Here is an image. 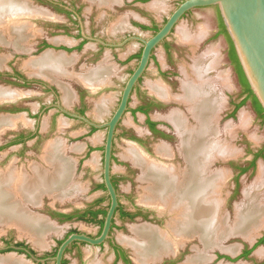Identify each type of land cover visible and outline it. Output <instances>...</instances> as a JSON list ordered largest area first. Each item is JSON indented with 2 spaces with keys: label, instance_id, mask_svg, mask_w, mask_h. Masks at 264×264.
I'll use <instances>...</instances> for the list:
<instances>
[{
  "label": "rangeland",
  "instance_id": "374dc122",
  "mask_svg": "<svg viewBox=\"0 0 264 264\" xmlns=\"http://www.w3.org/2000/svg\"><path fill=\"white\" fill-rule=\"evenodd\" d=\"M28 1L39 10H52V6L43 2V0ZM60 1L72 2L82 6V33L87 37L94 33V39L104 40L109 45H113L114 48L100 50L96 43L88 42L80 50H75V46L80 42L78 40V30L74 29L72 31L75 38L68 37L63 31L45 27L42 23L45 20L43 17L34 18L31 21L37 33L25 44H22V47L7 37L0 41V88L19 92V98L14 99V102L12 100L11 102H0V115L18 118L15 126L8 127L0 132V147L3 148L0 152V171L14 169L21 175L25 173L31 175L33 166H38L44 171H51L53 167L46 162L45 154L49 144L58 141L64 143V156L73 165L71 176H69L65 188L54 191L52 194L44 193L39 204L35 206L28 202L24 203L26 211L45 217V219L48 218V221L55 226L52 231L46 233L42 245L37 244L28 235L22 234L15 227L11 228L0 224V243L4 239L27 242L40 256L53 253L58 246V240H62L72 230L90 235L98 233L99 227L97 224L84 221L59 223L52 220L48 216V212L55 209L66 212L82 211L99 198H106V193L98 190L96 186L103 182V153L107 129L92 130L80 121L69 119L57 109L45 110L41 114L40 120H37L36 117L38 113L42 112L43 108L54 104V97L37 84L38 82H32L34 84L22 87L18 85L17 81L10 79L8 75L19 71L35 80L34 77L38 76L31 74L27 69L29 60H37L48 51L64 53L63 51L51 49L37 53L39 41L48 37L53 45L57 47L65 45L73 50L71 53H64L68 61L70 60L68 64L64 65L66 75L63 78H67V80L63 82L66 84H62L59 80L62 76L56 74L50 76V78H43H46L49 82L51 80L56 81L60 86L64 85L72 92L71 100L66 102L64 92H62L63 86H61L62 93L59 96V104L66 110L74 112L75 107L78 106V103H73L74 98L76 97L75 100L79 102L78 84L85 85L81 82V77L106 68L108 76L104 83H99L94 87L85 85L90 88L85 94L88 103L85 111L92 122L97 124L107 122L117 109L126 81L139 62L136 59L127 60L130 54L140 53L142 49L141 44L136 40H132V37L140 36L148 39L155 34L152 30L143 31L136 26L129 25L131 16L133 15V18L138 21L148 24H151L150 21L153 18L155 25L160 28L182 2L178 0H151L142 3H138L137 0ZM191 12L179 23L168 39L170 41L169 52L167 53L162 46L155 51L156 60L151 61L148 72L144 75L140 84V91L132 94L129 103L131 110L124 116L117 130L112 174L119 185L118 189L122 195V203L126 209L134 211L139 208L149 215L148 221L138 218L125 224L121 223L118 217L116 218L118 227L114 229L112 237L116 244L127 252L133 262L132 264L139 263L135 259L133 248L123 240L135 237L133 228L146 224L164 230L173 216L161 214L158 212V208L147 206L141 202L145 184L141 179L143 173L130 160L125 158L129 146H136V144H133L131 137L138 136L139 139H142V148L136 147L143 153L145 152L149 158L167 166H175V169L185 165L179 153L181 149L180 138L174 137L167 140L169 143H166L160 137L154 138L148 135L147 127L144 125L145 116L134 112L140 104L146 101L150 93L149 84L164 83L165 85L166 83V86L168 85L167 87L172 90L173 95H179L180 84L178 80L181 81L185 78L183 69L191 75V67L199 59L206 60L207 64L213 63L209 78L212 82L211 85L215 86L214 89L219 98L221 97L222 106L217 114V138H214V142L220 143L219 145L222 147L228 146L234 150L233 157L219 158L212 166L213 172L224 171L228 175L223 192L220 194L224 204L223 211L229 215L231 220L229 224H233L236 207L245 200V190L253 189L256 183H261L260 189L263 188L261 191L259 189L260 193L258 192L257 195L259 202L264 207V159H257L255 166L249 169L246 174H241L239 171L241 166L250 167L253 159L252 153L264 146V122L258 117L252 100H249L234 114V117H231L235 109L234 103L241 101L243 87L229 57L230 44L221 32L219 10L216 7H208ZM50 15L53 21L66 22L67 20L66 18L61 21L56 16ZM120 25L123 27L116 29V26L119 27ZM181 30L188 34L190 40H195L198 36H200V40H193V43L181 42L179 34ZM97 51H99V55L95 58L93 54H96ZM115 54H117L116 59L113 58ZM111 57L112 60H108ZM157 64L160 65L161 69L172 74L166 77L161 76ZM188 80L189 78L182 83ZM103 100L106 104L105 111L100 113L97 111L98 104ZM13 103L28 108L30 106V113H33V115L29 116L28 112L8 113L2 110L6 106L13 105ZM182 105L172 101V103L154 108L150 116L154 121L164 124L163 121L169 120V116L175 111L179 110L188 115V107ZM54 119L55 123L53 125ZM37 123L40 131L45 134L42 142L36 144L32 140L26 146L11 145L15 134L24 131H35L37 130ZM190 124L194 125L195 123L192 121ZM161 127L164 126L161 125ZM176 132L178 134L177 130ZM7 144H10V146L6 147ZM163 146H167L172 151L173 156L171 158H165L158 153V149ZM125 195L131 196V198L125 199ZM109 202V199L106 198L101 207L108 208ZM263 237L264 225L249 237L242 234H230L228 237L221 239L218 244L210 246V248L204 247L200 240L195 238L189 240L186 244L180 245L175 253L166 255L151 264H191L190 260L199 254L206 256V260L202 264H264V243L256 246ZM246 248H250L252 253L247 258H240ZM9 256L15 257L16 254L12 253ZM15 258L22 259L25 264H36L23 256ZM67 258L68 264H122L121 262L114 263V252L109 243H106L104 248L80 245V249L72 250ZM228 258H232V262Z\"/></svg>",
  "mask_w": 264,
  "mask_h": 264
},
{
  "label": "bare ground",
  "instance_id": "6f19581e",
  "mask_svg": "<svg viewBox=\"0 0 264 264\" xmlns=\"http://www.w3.org/2000/svg\"><path fill=\"white\" fill-rule=\"evenodd\" d=\"M46 14L49 13L34 7L28 0H0V41L7 37L22 47V44L37 33L31 21ZM179 34L183 43L200 40V36L194 41L190 40L184 30ZM66 64L65 57L48 51L40 59L29 60L27 69L31 74L50 78L54 74L65 75L63 67ZM212 65L213 63L207 64L206 60L201 59L194 62L191 67L192 77L181 84V93L177 96H173L162 83L149 84L151 92L158 97L168 101H174L175 98V101L188 107V115L178 110L169 116V120L181 134L186 168L175 169V166L159 163L135 145L126 150L125 158L143 173L141 179L146 185L143 187L141 202L158 208L161 214L173 216L164 230L145 224L133 228L134 238L123 240L133 248L139 264H151L175 253L180 245L191 239L197 238L204 247L210 248L230 234L249 237L264 225V207L257 195L263 189H260L261 183H256L253 189L245 190V200L236 207L233 224H229V215L223 211L224 204L220 194L228 175L224 171L213 172L212 166L219 158L233 157L234 150L214 142V138H217V114L222 104L221 97L219 98L209 78ZM84 82L93 84L90 78H86ZM62 89L66 101H69V90L64 86ZM18 96L17 91L0 88L2 103L11 102ZM105 105V101L98 104L97 111H105ZM190 118L195 121L193 127L189 126ZM17 119L0 115V132L15 126ZM64 149L63 142L49 144L45 156L48 165L53 167L51 171H44L38 166L32 167L31 175H21L14 169L0 171V224L17 228L39 245H42L46 233L55 226L48 218L26 211L24 203L35 206L44 193L52 194L66 187L73 165L64 157ZM158 150L165 158L173 156L167 146ZM205 260L206 256L199 254L190 263L202 264ZM2 263L25 264L11 258H3Z\"/></svg>",
  "mask_w": 264,
  "mask_h": 264
},
{
  "label": "flooded vegetation",
  "instance_id": "af4514ba",
  "mask_svg": "<svg viewBox=\"0 0 264 264\" xmlns=\"http://www.w3.org/2000/svg\"><path fill=\"white\" fill-rule=\"evenodd\" d=\"M149 1H151V0H137L138 3L149 2ZM178 1H183V0H178ZM43 2H46L47 4L51 5L52 6V10H53V11L52 10H50V11L49 10H45L49 14H46L44 16H40V17H44V19H45L44 22H42L45 27L52 28V29L58 30V31H63V33L67 34L68 37H74V38H75V36H73L72 31L74 29L78 30V32H79L78 40H80V42L75 46L76 47L75 50H80L84 46V44L88 43V42L96 43L100 50H103L105 48H109V49L114 48L113 46L109 45L104 40L103 41L105 43L102 44V43H99V42H97L95 40H90L89 38L84 36V34L82 33V28L83 27L81 26V24L83 22L82 19H81L82 6H78V5H76L75 3H72V2L68 3L66 1H60V0H43ZM191 13L192 12H189L184 18H186ZM50 14L56 16L61 21L63 19H66V18H67V20H66V22L53 21V18H50L51 17ZM45 17H47V18H45ZM153 20L154 19L151 18V21H150L151 24H148V23H145V22L138 21L136 18H133V15H132L130 20H129V25L136 26L140 30H143V31L152 30V31H154L156 33L161 27L159 28L157 25H155V22H153ZM51 21H53V22H51ZM222 24L223 23H222V19H221V29H222L221 32L226 36V38L228 39V42L230 44L229 57H230V60H231L232 64L234 65V67L236 69L237 75H238V77L240 79V82H241V85L243 87V94H242V97H241V101L239 103H234L235 109L233 110V112L231 114V117H234V114L241 107H243L249 100H252V99L249 98V93L246 91V88H245V86H244V84L242 82V79H241V77L239 75L237 67H236V65H235V63L233 61V58H232V55H231L233 43L231 42V39L229 38L228 34L223 31ZM93 30H95V29H93ZM88 37H90V38L93 37L94 38L95 37L94 33H91ZM137 42L140 43L141 46H142L141 52L140 53L136 52L134 54H130L128 56V58H127L128 61H131L133 59H136V60L140 61L144 45H143V43L141 41H137ZM169 42L170 41L167 40L164 44L161 45L166 50L167 53L170 50V43ZM48 49H54L56 51H64V52H68V53H71L73 51V50L69 49L65 45H62L61 47H57V46L53 45V43L51 42L50 39H48V37H45L41 41H39L38 47H37V50H38L37 53H42L43 51L48 50ZM157 49H155L153 51V56L151 58V61L154 60V59L156 60L155 51ZM93 55H94L95 58H97L98 55H99V51H97L96 54H93ZM113 58L116 59L117 58V54H115L113 56ZM108 60H112V57L108 58ZM151 61H150L149 65H148V68H147L146 72L144 73V75L148 72V69L150 67ZM138 64H139V62H138ZM138 64H137V66H138ZM157 66L159 67L160 65L157 64ZM134 70L132 71V73L134 72ZM184 70L185 69H183V73L185 75V78L183 80H181V81L178 80V83L180 84L179 85V92L180 93H181V84H182V82L186 81L187 78H190V76H191L189 73H187L186 70L185 71ZM158 71L161 74V76H163V77H166L167 75L172 74L171 72L164 71L160 67L158 68ZM8 76H9L10 79H14L15 81H17L18 85H20L22 87H28L31 84H34L32 82H38L37 84H39L46 92L50 93L54 97V104H51L50 106H46L45 108H43L42 112L40 114L38 113V116L36 117L37 120H40L41 114L45 110L49 111V110H52V109H57L58 111L62 112L60 107H62L63 109H66L62 105L59 104V96H60V94L63 91L61 89V86L56 81L51 80L49 82L46 78H43V77H40V76L34 77L35 80H32L29 76H27L26 74H24L22 72H19V71L14 72L12 75L9 74ZM143 78H144V76L140 79L138 85L134 88L133 93L136 92V91H140V84H141ZM59 80H60V82L62 84H66L63 81L67 80V78H63L62 77ZM162 84H164V83H162ZM78 85L80 86V87L78 86L79 91L77 92V95L79 96V102H77V100H75L76 97L73 100V103L74 104L78 103V106L75 107L74 112H71V111L70 112L74 113V114H77V115H80V116L87 117L85 109L87 108L88 103L86 101L85 94L87 93V91L90 88H87L84 84H83L84 86H82L81 84H78ZM165 85H166V83H165ZM169 90H170L171 94L173 95L172 90L170 88H169ZM149 92H150L149 93L150 95L148 94V97L146 98V101L144 103L140 104L137 107V109H136V111L134 113L135 114L141 113V114H143L145 116L144 125L147 127L148 135H150V136H152L154 138L155 137H160L161 140L166 142V143H169V141H167V140L173 139L174 137H176L177 139L180 138V140H181V149H180L179 153H180V156L182 157V161L185 164V158H184V155H183V143H182V138H181V134H180L179 130L168 119L163 121L164 124H162V123H158L157 121H154L151 118V116H150V113H151V111L154 108H158V107H160L161 105H164V104L166 105L168 103H172L173 99L170 100V101L164 100L160 96L158 97V95L155 94L154 92L152 93L151 90H149ZM173 96H175V95H173ZM174 101H175V98H174ZM175 102L180 105L179 102H177V101H175ZM252 103H253V100H252ZM181 104H183V103H181ZM253 106H254V104H253ZM29 108H30V106H29ZM29 108L24 106V105H19V104L13 103V105H11L9 107L6 106V108H3L2 110L5 111V112H8V113L28 112V115L31 116V115H33V113H30V109ZM130 110L131 109H129L128 112H130ZM63 114L66 117H68L69 119H72V120H75V121H80L83 124L88 125L87 123H85L84 121H82L80 119L72 118V117L68 116L65 113H63ZM257 114H258V112H257ZM258 117L260 118L259 114H258ZM87 118H89V117H87ZM260 119L263 121L262 118H260ZM189 121L192 122L194 120L192 118H190ZM121 122H120V124H121ZM190 122H189V126L193 127L195 124L192 125V124H190ZM54 123H55V119L53 121V125H54ZM194 123H195V121H194ZM120 124H119V126H120ZM161 125H163L165 128L161 127ZM119 126H118V128H119ZM88 127L92 128V130L98 131V129H96V128L92 127V126L88 125ZM118 128H117V130H118ZM117 130H116V137H117ZM176 130L178 131V134H177ZM44 136H45V134L40 131L39 124L37 123V130L31 131V132L24 131V132L15 134L13 136L14 140H12V144L11 145H16V144L19 145L20 144V145L26 146L28 144V142L32 141V140L35 141L36 144H38L39 142L43 141ZM131 139L133 141V144H136V146L142 148V145H143L142 139H139L138 136H135L134 138L131 137ZM8 146H10V144L6 145V147H8ZM114 146H115V143H114ZM2 149L3 148L0 147V152H1ZM252 155H253V159H252V162L250 164L251 166L250 167L241 166L239 168V171H240L241 174H246L249 171V169L253 168L255 165L252 166V164L253 163L255 164L257 159H260V158L264 159V146L262 148L256 150V151H254L252 153ZM113 161H114V158H113ZM182 168L185 169L186 165L179 166V169L183 170ZM244 170H247V171L244 172ZM113 183H114V186H115V188L117 190V193L119 194V207H118V209L116 211L115 218H114V223H113V227H112V231L110 233L111 238L108 239L106 243H109V246L111 247V249L114 252V257H115L114 263L121 262L122 264H132L133 262L130 260V257L128 256L127 252L120 245L116 244L115 240L112 237L114 229L118 227L117 226L118 224L116 223V218L118 217L120 222L125 224L126 222H133V221L137 220L138 218H141L143 221H148L149 220V215H148V213H145L143 210H141L139 208H137L134 211L124 208V205L122 203V195L119 193V189H118L119 185L116 183V179L114 177H113ZM100 185H104V183L102 182V184H98L96 186V188L98 190L104 191L106 193V195H107L106 188L102 189V188L99 187ZM104 187H105V185H104ZM106 198H108L109 201H110V198L108 197V195L106 196ZM106 198L105 197L99 198L92 205H90L88 208H86L85 210H82V211H80V210H76L75 211L74 210V211H67L66 212V211H59V210L55 209V210H50L48 212V216L52 220H56L59 223H67V222H72V221H84L83 219H80V218L89 209H92L94 211V210H98V209H106L107 208V207L106 208H102L101 207ZM124 198L125 199H130L131 196L128 197L127 195H125ZM101 200H102V202H99ZM109 207H110V202H109V205H108V208H107V212H108ZM104 218L105 217H103L102 215L99 216V219H104ZM84 222H86V221H84ZM86 223H89V222H86ZM93 224H97V226L99 227V231H98V233L96 235H92V234L91 235L88 234V235H90L92 237H97V236H99L101 234L104 224H103V226L99 225L98 223H93ZM76 231L77 230H72V231L68 232L67 235L62 240H58V246L55 249V251L53 253H49V254H46L44 256H40L36 252V250L33 247H31L27 242L15 241V240H12V239H4L0 243V264H3L2 263L3 258H4V260L8 259V258H11L14 261L18 260V261L24 262L22 259H16L15 258V257H20V256H23V257H25L28 260H32L36 264H47V263H50V262L55 264L54 261L48 260V258L54 257L57 254V250H58L59 246L61 245V243L69 235H71L72 233H74ZM77 233H80V232L77 231ZM106 243H104L101 246H97V247L104 248ZM80 245H88V244H85V243H82V242L74 243L67 250V252L65 254V258L63 259L62 264H68L67 255L69 253H71L72 250H74V249H78L79 250L80 249ZM249 250H251V249L250 248H246L244 251H249ZM12 253L16 254V256L15 257L9 256ZM31 254L36 256V257H38V258H40V259H45L46 261L45 262H36V261H34L32 259Z\"/></svg>",
  "mask_w": 264,
  "mask_h": 264
},
{
  "label": "water",
  "instance_id": "95a60500",
  "mask_svg": "<svg viewBox=\"0 0 264 264\" xmlns=\"http://www.w3.org/2000/svg\"><path fill=\"white\" fill-rule=\"evenodd\" d=\"M208 7L218 8L247 82L264 110V0H183L154 35L148 39L140 36L132 37V40L143 43L142 55L138 66L126 81L120 103L109 121L97 124L85 116L71 113L60 107L63 113L72 118L80 119L89 126L98 130L107 129L102 174L103 183L110 198V207L104 218V226L99 236L92 237L85 233H72L61 243L57 254L48 258V260L54 261L55 264H62L67 250L74 243L82 242L92 247H97L103 245L111 238L110 233L119 207V194L114 186L112 174L116 130L130 109L129 103L133 90L144 76L153 56V51L171 37L173 31L189 12ZM87 38L102 44L105 43L100 39ZM31 257L36 262L46 261L32 254ZM228 260L231 261L232 258Z\"/></svg>",
  "mask_w": 264,
  "mask_h": 264
},
{
  "label": "trees",
  "instance_id": "16d2710c",
  "mask_svg": "<svg viewBox=\"0 0 264 264\" xmlns=\"http://www.w3.org/2000/svg\"><path fill=\"white\" fill-rule=\"evenodd\" d=\"M222 27H223V31L226 32L224 24H222ZM231 55H232V58H233V61H234L235 65L237 67V70L239 72V75H240V77L242 79V82H243V84H244V86L246 88V91L249 93V98L253 100V104H254V107H255L256 111L258 112L260 118H262L263 121H264V110L261 107V105L258 102V100L255 97V95L253 94V92H252V90H251V88H250V86H249V84L247 82V79H246V77H245V75L243 73V70L241 68V65H240V63L238 61L234 46L232 47ZM254 165L255 164L253 163L252 166H254ZM245 171H247V170H244V172ZM99 187L102 188V189H105L104 185H100ZM99 202H102V200L99 201ZM106 214H107V208L106 209H98V210H94V211L92 209H89L80 219H83L84 221L89 222V223H98L99 225L103 226L104 219H99V216L102 215L103 217H105ZM74 233H77V231L74 232ZM263 243H264V237L259 240V242H258V244L256 246H258L260 244H263ZM251 253H252V250L244 251L243 254L240 256V258H247ZM228 259H230V258H228Z\"/></svg>",
  "mask_w": 264,
  "mask_h": 264
},
{
  "label": "crops",
  "instance_id": "0c3cea01",
  "mask_svg": "<svg viewBox=\"0 0 264 264\" xmlns=\"http://www.w3.org/2000/svg\"><path fill=\"white\" fill-rule=\"evenodd\" d=\"M123 26L122 25H120L119 27L118 26H116V29H121ZM64 52V51H63ZM46 53H48V52H46ZM45 53V54H46ZM51 53H54V52H52L51 51ZM64 53H66V52H64ZM64 53H54V54H56L57 56H61V57H65L66 59H67V61H68V58L66 57V55L64 54ZM41 58V57H40ZM40 58H38V59H40ZM70 62V60L67 62V64ZM65 69V66H64V68H63V70ZM64 73H65V75H66V72H65V70H64ZM98 74V75H97ZM108 74V70L106 69V68H102L101 70H98V71H95V72H92V73H90L89 75H87V76H83V77H81V82L83 83V84H85L86 86H88V87H94L95 85H97V84H99V83H104L105 82V79H106V77L108 76L107 75ZM65 75H60V76H62V77H64ZM84 78H90L91 80H92V82H93V84L92 85H88V83H86V82H84L85 80H84ZM83 80V81H82ZM61 86H64V85H61ZM67 88V87H66ZM64 92V91H63ZM69 92H70V97L72 98V96H73V94H72V92L69 90ZM64 95H65V93H64ZM71 98H70V100H71ZM69 100V101H70ZM65 101H66V98H65ZM69 101H66V102H69ZM103 101H105V100H103ZM65 157V156H64Z\"/></svg>",
  "mask_w": 264,
  "mask_h": 264
}]
</instances>
